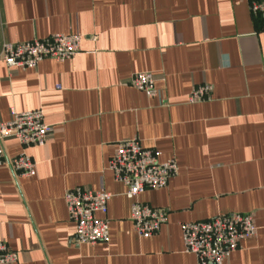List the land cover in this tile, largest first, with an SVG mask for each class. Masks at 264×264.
Returning <instances> with one entry per match:
<instances>
[{
    "label": "crops",
    "instance_id": "0c3cea01",
    "mask_svg": "<svg viewBox=\"0 0 264 264\" xmlns=\"http://www.w3.org/2000/svg\"><path fill=\"white\" fill-rule=\"evenodd\" d=\"M264 0H0V47L53 34L81 36L64 62L8 69L0 60V122L9 110H39L53 128L43 146L3 141L6 157L24 151L31 177L0 166V241L13 264H197L184 252L180 223L251 214L257 228L223 264H264V29L250 6ZM154 76L155 97L134 89ZM208 85L202 102L194 87ZM137 138L174 160L177 175L136 200L166 212L140 237L132 201L107 170L120 141ZM76 187L111 194L108 241L71 242L63 196Z\"/></svg>",
    "mask_w": 264,
    "mask_h": 264
},
{
    "label": "built area",
    "instance_id": "2783aa9c",
    "mask_svg": "<svg viewBox=\"0 0 264 264\" xmlns=\"http://www.w3.org/2000/svg\"><path fill=\"white\" fill-rule=\"evenodd\" d=\"M254 16H258L264 29V1L250 6ZM81 36L79 34H53L45 39L28 42H4L0 47V60L6 68H36L45 60L64 62L78 54ZM131 86L155 97L154 76L150 72H140L132 76ZM211 87H194L189 96L190 103L202 102L208 98ZM53 128L43 121L39 110L16 112L9 110V119L0 122V166H6L14 176L31 177L35 173V162L21 151L13 157H6L3 141L13 139L22 149L43 146L52 134ZM159 153L141 146L137 138L120 141L114 155L107 163V170L115 182L125 186V196L132 201L130 220L135 233L140 237L155 235L166 222V212L139 203L136 198L146 189L164 188L177 175L174 160L160 163ZM64 203L69 220L75 231L71 242L77 245H95L108 241L109 224L105 216L111 194L103 189L91 190L76 187L65 192ZM184 252L193 254L197 264H223L229 255L238 249L243 240L253 238L257 228L251 214H225L205 221L180 223ZM17 253L0 241V264H13Z\"/></svg>",
    "mask_w": 264,
    "mask_h": 264
}]
</instances>
